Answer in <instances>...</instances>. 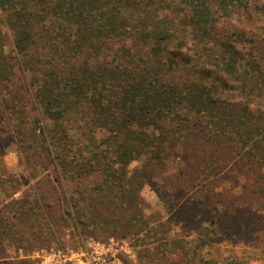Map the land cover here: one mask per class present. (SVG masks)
I'll use <instances>...</instances> for the list:
<instances>
[{"label":"trees","instance_id":"16d2710c","mask_svg":"<svg viewBox=\"0 0 264 264\" xmlns=\"http://www.w3.org/2000/svg\"><path fill=\"white\" fill-rule=\"evenodd\" d=\"M0 11V242L32 249L69 226L132 240L140 264H249L226 243L264 259V0ZM6 135L38 178L26 190Z\"/></svg>","mask_w":264,"mask_h":264},{"label":"rangeland","instance_id":"374dc122","mask_svg":"<svg viewBox=\"0 0 264 264\" xmlns=\"http://www.w3.org/2000/svg\"><path fill=\"white\" fill-rule=\"evenodd\" d=\"M3 147L6 163L18 169L22 181L30 180L29 184L24 186L25 190L28 189L38 178H29L27 174H21L22 158L16 139L6 135ZM136 165H139V162L133 163V166ZM20 193H16L15 196L20 195ZM142 195L150 204L148 212L162 209L157 194L149 186L143 188ZM76 231L67 226L61 233L55 234L46 245L27 250L0 242L2 243L0 249H4L2 253L0 250V264L23 259H31L33 264H101L104 260H115V264H140L138 252L132 240L122 237L100 240ZM222 249L224 253L236 251L239 255L248 257L250 259L249 264H264V259L258 254L255 255L256 249L250 244L226 243L222 245Z\"/></svg>","mask_w":264,"mask_h":264},{"label":"built area","instance_id":"2783aa9c","mask_svg":"<svg viewBox=\"0 0 264 264\" xmlns=\"http://www.w3.org/2000/svg\"><path fill=\"white\" fill-rule=\"evenodd\" d=\"M101 264H115V260H110V261L104 260Z\"/></svg>","mask_w":264,"mask_h":264}]
</instances>
